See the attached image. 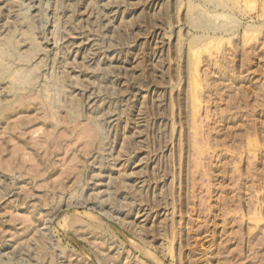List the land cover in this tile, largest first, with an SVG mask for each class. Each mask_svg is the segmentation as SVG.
Wrapping results in <instances>:
<instances>
[{
	"label": "rangeland",
	"instance_id": "rangeland-1",
	"mask_svg": "<svg viewBox=\"0 0 264 264\" xmlns=\"http://www.w3.org/2000/svg\"><path fill=\"white\" fill-rule=\"evenodd\" d=\"M0 264H264V0H0Z\"/></svg>",
	"mask_w": 264,
	"mask_h": 264
},
{
	"label": "bare ground",
	"instance_id": "bare-ground-1",
	"mask_svg": "<svg viewBox=\"0 0 264 264\" xmlns=\"http://www.w3.org/2000/svg\"><path fill=\"white\" fill-rule=\"evenodd\" d=\"M224 4V3H223ZM227 7V6H226ZM12 75V74H11ZM11 75H10V77H11ZM9 77V78H10ZM11 79V83H12V78H10ZM13 81H14V83H16V81H19V79L16 77V76H14L13 77ZM98 131V130H97Z\"/></svg>",
	"mask_w": 264,
	"mask_h": 264
}]
</instances>
